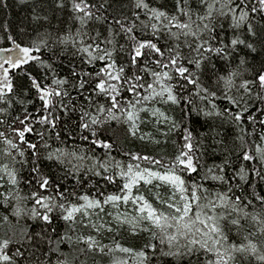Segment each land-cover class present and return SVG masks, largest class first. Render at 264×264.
<instances>
[{
  "label": "snow or ice",
  "instance_id": "obj_1",
  "mask_svg": "<svg viewBox=\"0 0 264 264\" xmlns=\"http://www.w3.org/2000/svg\"><path fill=\"white\" fill-rule=\"evenodd\" d=\"M19 2L0 264H264V0Z\"/></svg>",
  "mask_w": 264,
  "mask_h": 264
},
{
  "label": "trees",
  "instance_id": "obj_2",
  "mask_svg": "<svg viewBox=\"0 0 264 264\" xmlns=\"http://www.w3.org/2000/svg\"><path fill=\"white\" fill-rule=\"evenodd\" d=\"M8 2L10 5L8 9H0V23L11 22L15 24L31 11L29 5L21 4L19 0H8ZM127 147H132V145H127ZM8 228L9 225L0 222V235L7 231Z\"/></svg>",
  "mask_w": 264,
  "mask_h": 264
}]
</instances>
